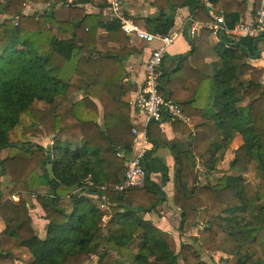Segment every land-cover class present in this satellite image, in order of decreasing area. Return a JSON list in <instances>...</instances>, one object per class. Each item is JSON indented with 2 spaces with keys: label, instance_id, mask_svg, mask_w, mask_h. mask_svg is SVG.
I'll list each match as a JSON object with an SVG mask.
<instances>
[{
  "label": "trees",
  "instance_id": "16d2710c",
  "mask_svg": "<svg viewBox=\"0 0 264 264\" xmlns=\"http://www.w3.org/2000/svg\"><path fill=\"white\" fill-rule=\"evenodd\" d=\"M30 1L52 8L68 4L69 19L57 20L49 9L26 14ZM205 2L214 13L223 10L230 29L249 4L153 0L157 18L145 19L144 27L167 34L174 20L165 11L184 7L196 21H210ZM87 3L100 11L108 6L107 0H0V176L8 178V195L18 196L0 203V264H86L93 255L96 264H210L194 245L233 255L235 264H264V69L240 78L246 61L260 57L257 42L263 35L222 33L214 44L209 30L193 39L187 34L191 51L166 61L165 56L161 63V94L185 115L202 119L187 149L172 148L178 165L174 203L182 214L179 232L203 213L199 235L176 252L171 236L144 218L166 199L160 185L149 179L155 169L165 183L166 164L147 160L153 152L148 151L144 185L116 189L125 174L117 152L129 153L134 138L130 105L122 99L127 89L122 60L129 50L125 45L105 53L98 49L100 28L110 42L124 33L115 18L104 21L100 14H85ZM80 92L83 97L72 100ZM164 119L148 125L153 150L160 146ZM44 136L53 144L31 143ZM237 136L242 144L229 163L236 174H226L218 166ZM213 149L221 155L216 157ZM85 195H95L97 202ZM66 197L68 210L61 205ZM35 205L47 221L43 237L30 214Z\"/></svg>",
  "mask_w": 264,
  "mask_h": 264
},
{
  "label": "crops",
  "instance_id": "0c3cea01",
  "mask_svg": "<svg viewBox=\"0 0 264 264\" xmlns=\"http://www.w3.org/2000/svg\"><path fill=\"white\" fill-rule=\"evenodd\" d=\"M121 1H122V8L126 16H128L132 20H138V23L143 26L145 25L144 23L145 19L157 18L158 11L151 4L153 0H121ZM71 2L72 0H67V3H71ZM83 8L85 10V14H100L101 18L104 21H110L111 19H113L111 15V10L109 9L108 6L100 11L99 8L95 6L93 3H87L83 5ZM255 8L256 7L254 5V0H249L248 8L240 19L251 21L254 17ZM46 9H49L53 13L54 17L59 21H65L69 19L68 4L66 5L59 4L52 8L49 6V4H41L38 2L30 1L26 3L24 12L26 14H34L37 12L42 13ZM165 14L167 16L172 17L174 20L173 27L169 32L180 33V36L168 48L165 57V61H166L168 57L173 58L179 55L187 54L189 51H191V43L186 38V35L188 34L186 30V25H187L186 20L192 17V11L188 7H184V8L176 9L175 11L171 9H167L165 11ZM150 28L148 29L149 31ZM202 32L203 30H199L197 37H200ZM57 37L60 39H65L67 38V34H57ZM188 38L193 39L189 37V34H188ZM211 39L214 44L219 41V38H217L212 34H211ZM123 45H125L127 50H129V54H127L126 58L122 60V64H123L122 85L127 88L122 96V99L125 102H128V104L130 105L129 118H130V123L133 126L136 120L139 121L138 120L139 116L137 114V111L132 105V101L134 100L135 95L138 93V91L141 90V88L145 83L146 74L144 70V63L148 58L151 48H153L155 44H147L143 41L135 39L133 36H126L125 34L122 33L119 36V41L110 42L107 41V33L104 31V29L100 28L98 30V49L101 52L105 53L110 48L122 49ZM257 49L260 52V57L248 59L246 63L241 67L240 78L242 80L247 79L252 71L257 69H264V39L261 40L260 43H257ZM207 62H209V64H213L210 60H207ZM82 97L83 95L81 92L76 94L77 100ZM101 118L102 117L100 116V120ZM189 118H191L193 122L194 125L193 129L189 128L188 126H185L186 124L184 126H179L176 125L173 120L164 119L159 124L160 146L158 145L156 149L153 150L152 149L153 144L148 141L149 143L148 151H153V152L150 153L147 160H151V159L162 160L166 164L168 169L166 176L168 177V179L165 183H162V177H161L162 173L160 171L154 169L149 173V179L154 183L160 185V187L165 193L166 199L162 204L158 205L156 212L146 213L144 215V218L146 220H151L155 224V226L161 229V231H164L171 236L170 240L172 241V245L174 246L176 252L179 251L181 243H185V244L189 243L190 242L189 238L197 237L201 229L203 228V222H202L203 213H201L196 219V224L192 225L191 222H188L185 225L184 232L180 233L178 228L182 214H181V209L174 203V196L176 194L177 186H178L177 185L178 177H176L178 172V165L176 163L172 148L175 147L183 150L187 149L188 144L189 142H191V138L194 134L195 127L201 124L202 122V119L200 118H196V117H189ZM47 140L48 143L50 141L52 142V139L50 137H47ZM234 140L237 143H239V146L242 144L241 137L237 136L235 137ZM48 143H46V146L50 145ZM119 151L124 152L122 150ZM213 151L214 150H212V152ZM209 154L206 155H208L209 157ZM224 162H226V160H224ZM197 168L198 170H200L199 165L197 166ZM218 168L221 169L224 168V166L219 165ZM85 196L91 199L92 201L97 202V198L95 195H89V196L85 195ZM3 200L4 199L1 198L0 203ZM31 202L36 203L33 199H31ZM61 205L63 208L67 210L70 209V205H71L70 198L66 197L62 199ZM101 206H102L101 207L102 210L106 209L103 205ZM40 210L41 209L38 206L36 207L35 205L34 208L30 211V214L35 228L37 229V226L39 227L42 226L43 232L41 233L40 231H38V234L39 236L43 237L45 235V227L47 221L42 218V211ZM104 220H107V217H105ZM3 229H4V224H2V228H0V233L3 231ZM222 254L223 253H215V256L219 257Z\"/></svg>",
  "mask_w": 264,
  "mask_h": 264
},
{
  "label": "built area",
  "instance_id": "2783aa9c",
  "mask_svg": "<svg viewBox=\"0 0 264 264\" xmlns=\"http://www.w3.org/2000/svg\"><path fill=\"white\" fill-rule=\"evenodd\" d=\"M107 3L112 18L119 21L121 30L126 36H133L147 44H155L144 63L145 83L132 101L139 121L136 120L131 128L134 136L131 152L127 154L121 151L117 152V156L123 160L125 167L123 184L116 186L117 190H121L129 187H141L145 183L147 173L143 166V158L148 152L147 128L151 122H159L165 117L173 121L178 120L191 129L194 125L191 118L183 113L177 103L161 94L160 66L168 48L180 36V33H151L143 25L126 16L121 0H107ZM205 6L211 12L212 19L210 21H196L192 17L188 18L186 30L190 38L197 37L199 30H209L217 38L222 33H229L241 38L264 35V0H257V7L251 21L240 19L231 29L226 26L223 10L214 13L211 3L205 2Z\"/></svg>",
  "mask_w": 264,
  "mask_h": 264
},
{
  "label": "rangeland",
  "instance_id": "374dc122",
  "mask_svg": "<svg viewBox=\"0 0 264 264\" xmlns=\"http://www.w3.org/2000/svg\"><path fill=\"white\" fill-rule=\"evenodd\" d=\"M40 3V2H38ZM41 4H44V3H41ZM63 4V3H62ZM64 5V4H63ZM66 5V4H65ZM36 15H40L42 14L41 12H37V13H34ZM68 15H69V10H68ZM2 16H0V20H2ZM260 41H258L257 43H260ZM262 48V47H261ZM76 95L72 96V100H76ZM41 104L40 103H37L36 106H40ZM31 143L32 144H40V145H43V146H46V143H48V140H47V137H39V138H33L31 139ZM52 142L50 141L48 144L52 145L51 144ZM49 145V146H50ZM239 146V143H237L235 140H233L231 146L229 147V149H227L224 153H223V156L221 158V161H220V166H224V168H221V172H226V174H236L235 172L231 171L229 169V163L230 161L232 160L233 158V151L235 150V148ZM233 150H232V149ZM216 157H218L219 155H221V151L220 149H213ZM232 150V151H230ZM213 153V154H214ZM211 156V153L209 154V157ZM208 155L205 156V159H208L209 158ZM224 160H226V162H224ZM204 180V179H203ZM203 182V181H202ZM11 189V186L9 184V181H8V178L7 177H1L0 176V191H1V198L3 199H8L10 198L11 200H14L16 201L18 199V196H9L8 195V192L9 190ZM28 200L31 201V198L27 195L26 196ZM2 221L0 220V228H2ZM37 226V225H36ZM37 230L40 231L41 233L43 232V228L42 226H37ZM195 248H197V251L198 253L201 255V258L204 260V261H207L208 263L210 264H235L236 262V259L233 255H230V256H227L226 253H224V255H220L219 257L218 256H215V253H218V252H212V251H206L204 249H202L201 247H198L197 245H194ZM173 249L175 250L174 246H173ZM176 251V250H175ZM96 261H97V258L95 255H93L90 260L86 263V264H96ZM179 261L181 263H183L181 261V259H179Z\"/></svg>",
  "mask_w": 264,
  "mask_h": 264
},
{
  "label": "water",
  "instance_id": "95a60500",
  "mask_svg": "<svg viewBox=\"0 0 264 264\" xmlns=\"http://www.w3.org/2000/svg\"><path fill=\"white\" fill-rule=\"evenodd\" d=\"M150 32H151V33H155V27H154V26H152V27L150 28Z\"/></svg>",
  "mask_w": 264,
  "mask_h": 264
}]
</instances>
